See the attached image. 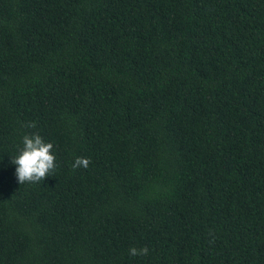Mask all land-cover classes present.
Masks as SVG:
<instances>
[{
    "label": "trees",
    "instance_id": "obj_1",
    "mask_svg": "<svg viewBox=\"0 0 264 264\" xmlns=\"http://www.w3.org/2000/svg\"><path fill=\"white\" fill-rule=\"evenodd\" d=\"M0 264H264V0H0Z\"/></svg>",
    "mask_w": 264,
    "mask_h": 264
},
{
    "label": "clouds",
    "instance_id": "obj_2",
    "mask_svg": "<svg viewBox=\"0 0 264 264\" xmlns=\"http://www.w3.org/2000/svg\"><path fill=\"white\" fill-rule=\"evenodd\" d=\"M52 148V143L46 142L39 134L24 135L21 146L10 158V163L14 165L13 174L17 182H39L48 176L56 167ZM87 164L88 161L85 158H76L73 167H87Z\"/></svg>",
    "mask_w": 264,
    "mask_h": 264
}]
</instances>
